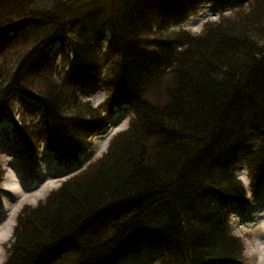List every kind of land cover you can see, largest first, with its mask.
I'll return each instance as SVG.
<instances>
[{
	"label": "trees",
	"instance_id": "obj_1",
	"mask_svg": "<svg viewBox=\"0 0 264 264\" xmlns=\"http://www.w3.org/2000/svg\"><path fill=\"white\" fill-rule=\"evenodd\" d=\"M215 1L231 16L192 34L167 23L195 0H0V115L14 93L39 102L31 133L75 158L112 106L132 114L101 157L21 209L2 264H108L144 244L162 264L244 259L225 208L245 195L232 166L253 189L264 180V0ZM56 41L60 73L37 62ZM88 82L108 93L98 107L76 96Z\"/></svg>",
	"mask_w": 264,
	"mask_h": 264
},
{
	"label": "rangeland",
	"instance_id": "obj_2",
	"mask_svg": "<svg viewBox=\"0 0 264 264\" xmlns=\"http://www.w3.org/2000/svg\"><path fill=\"white\" fill-rule=\"evenodd\" d=\"M236 4L219 5L215 0H195V6L188 13L185 21L180 23H167V26L172 30H186L192 34H199L203 29L204 23L209 21H216L219 16H231L233 9L231 6ZM69 51L67 44H61L60 41L52 42L47 48L38 55L37 62L40 61L39 66H48L55 73H60L64 61V55ZM105 89H102L98 84L88 83L79 87L76 93L81 101H89L90 104L96 106L102 103L108 93ZM10 101L13 103L14 113L10 116L4 117L0 115V167L2 173V179L0 183V232L3 231L8 225L6 221L10 216H13L10 223L11 234L7 236L6 240H0V264L5 261L6 248L9 246V241L12 239V229L15 224V219L18 211L25 204H30L35 207L38 202L44 201L46 196L52 190H56L60 183L68 177L74 175L78 171L84 169L89 163L99 158L106 152V148L109 139L128 127V122L132 117L131 110L128 107L116 106L112 109L108 123L110 128L105 133H98L87 142L83 143V151L75 159H66L62 161L61 165L52 158L51 152L47 150V145L44 143L36 144L39 138V133H31L33 126L38 122L43 114L44 107L37 101L22 96L20 93H14L10 97ZM19 109H26V117L24 118V130L27 132V137L30 138L32 146L28 145L27 141L20 131V119L22 112ZM33 125V126H32ZM30 154L32 163L34 164V178H25L22 183L23 190L20 188L18 180L15 179L20 172L25 173V161L27 160L30 166V160L26 155ZM236 177L247 187L248 180L246 177V165L244 162L238 163L232 169ZM57 177V178H54ZM244 178L247 180H244ZM52 185L48 186V183ZM12 185L23 193L18 197H10L5 190H8L7 185ZM40 184V186H39ZM39 186V187H38ZM263 186V185H262ZM258 195L248 193L254 197V202L264 207V186L258 189ZM20 196V197H19ZM10 203V207L5 210L1 205H7ZM254 208V207H253ZM253 208H249L248 213L253 211ZM255 210V208H254ZM264 211V210H263ZM232 219L236 224V216L238 215L237 209H231ZM256 214V212H254ZM7 215V217L5 216ZM264 223V212L263 222ZM236 228V226H234ZM235 230V229H234ZM252 231L253 239L246 240L244 242V260L240 262L218 263V264H264V226H260ZM236 232V230H235ZM141 250V251H140ZM158 257V252L153 246H141L139 247L138 254L134 255L132 264H141V260L145 261L144 264H161L155 262Z\"/></svg>",
	"mask_w": 264,
	"mask_h": 264
},
{
	"label": "bare ground",
	"instance_id": "obj_3",
	"mask_svg": "<svg viewBox=\"0 0 264 264\" xmlns=\"http://www.w3.org/2000/svg\"><path fill=\"white\" fill-rule=\"evenodd\" d=\"M24 176H26L25 173L23 175L20 172L19 175L15 177V179L18 180L19 185H20V188L22 190H23V187L21 185H22V183H23V181L25 179ZM6 185H7V188H8L7 194L10 197H12L13 199L16 198V197H18L19 194H22L23 193L22 190H19V189H17L16 187H14L12 185H9V184H6ZM6 203H7V205L4 204L3 206H6V208H9L10 207V203H8V201ZM10 221L11 220L9 219V222ZM9 222L6 223V225H8V226L3 231L0 232V240L1 241H4V240H6V238H9L8 236H10V234H11L12 222L11 223H9ZM7 234H8V236H7ZM138 252H139V250L129 252L127 255H125L124 257H122L119 260H117L115 264H132L133 259H134V255L138 254ZM0 257H1V254H0ZM140 263L141 264H144L145 261L142 259Z\"/></svg>",
	"mask_w": 264,
	"mask_h": 264
}]
</instances>
